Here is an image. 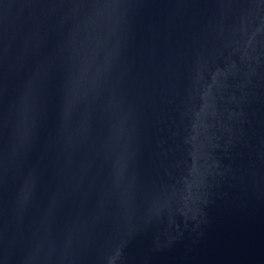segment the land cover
I'll list each match as a JSON object with an SVG mask.
<instances>
[{"label": "water", "instance_id": "obj_1", "mask_svg": "<svg viewBox=\"0 0 264 264\" xmlns=\"http://www.w3.org/2000/svg\"><path fill=\"white\" fill-rule=\"evenodd\" d=\"M0 264H264V0H0Z\"/></svg>", "mask_w": 264, "mask_h": 264}]
</instances>
